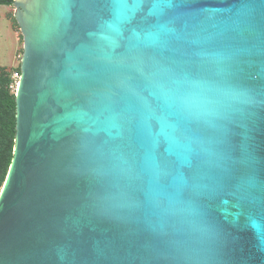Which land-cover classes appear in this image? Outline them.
<instances>
[{"label":"water","instance_id":"1","mask_svg":"<svg viewBox=\"0 0 264 264\" xmlns=\"http://www.w3.org/2000/svg\"><path fill=\"white\" fill-rule=\"evenodd\" d=\"M13 5L0 264H264V0Z\"/></svg>","mask_w":264,"mask_h":264},{"label":"rangeland","instance_id":"2","mask_svg":"<svg viewBox=\"0 0 264 264\" xmlns=\"http://www.w3.org/2000/svg\"><path fill=\"white\" fill-rule=\"evenodd\" d=\"M15 14L13 4L0 5V96L4 93L3 87L11 94L16 93L22 72L24 36ZM2 165L3 159H0V169Z\"/></svg>","mask_w":264,"mask_h":264},{"label":"trees","instance_id":"3","mask_svg":"<svg viewBox=\"0 0 264 264\" xmlns=\"http://www.w3.org/2000/svg\"><path fill=\"white\" fill-rule=\"evenodd\" d=\"M13 1L0 0V5H12ZM3 91V95L0 96V159H3L0 169V191L13 158L16 134L15 93H9L7 87H3Z\"/></svg>","mask_w":264,"mask_h":264}]
</instances>
